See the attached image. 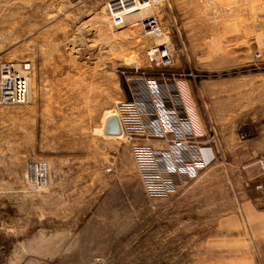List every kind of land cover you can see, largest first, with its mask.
Returning a JSON list of instances; mask_svg holds the SVG:
<instances>
[{
	"label": "rangeland",
	"instance_id": "374dc122",
	"mask_svg": "<svg viewBox=\"0 0 264 264\" xmlns=\"http://www.w3.org/2000/svg\"><path fill=\"white\" fill-rule=\"evenodd\" d=\"M111 1L0 0V67L31 66L28 103H0V264H264L242 173L169 138L193 124L169 87L198 100L202 82L252 69L195 63L232 24L259 21L263 1L151 0L122 26ZM152 17L163 36L144 28ZM157 46L169 65L150 62ZM136 81L144 109L119 104ZM113 117L119 136L105 134Z\"/></svg>",
	"mask_w": 264,
	"mask_h": 264
},
{
	"label": "crops",
	"instance_id": "0c3cea01",
	"mask_svg": "<svg viewBox=\"0 0 264 264\" xmlns=\"http://www.w3.org/2000/svg\"><path fill=\"white\" fill-rule=\"evenodd\" d=\"M259 18L247 26L232 24V29L216 37L215 50L208 51L195 63L209 71L251 70L202 82L197 90L198 100L192 96L188 83L169 87L179 93L176 100L184 103L193 123L187 130L189 136L170 133L169 138L175 141L186 138L190 144L207 145L214 165L220 163L241 172L246 196L255 213L264 216V166L260 164V159H264V7ZM176 63L179 64V59ZM257 65L258 69L253 71ZM138 84L141 83L130 84L129 97L119 104L134 103L140 109L148 106L149 100L139 92ZM158 90L156 100L160 102L161 90ZM198 103L205 110V119L197 109ZM152 114L160 117L155 103ZM213 135L217 138L215 144L210 141ZM258 184L263 186L262 190L256 189Z\"/></svg>",
	"mask_w": 264,
	"mask_h": 264
},
{
	"label": "built area",
	"instance_id": "2783aa9c",
	"mask_svg": "<svg viewBox=\"0 0 264 264\" xmlns=\"http://www.w3.org/2000/svg\"><path fill=\"white\" fill-rule=\"evenodd\" d=\"M152 3L151 0H114L108 4V9L111 18L115 25L122 26L125 24V19L133 13L134 9L144 7L147 3ZM144 28L154 37H161L165 33V28L159 21L152 17L143 21ZM149 60L156 66L169 65L171 63V55L166 46H157L152 48L149 53ZM31 78V66L28 63L23 65H15L7 63L0 67V103L8 106H19L28 103L29 88ZM126 108L134 107L132 103H125L122 105ZM122 124V122H121ZM123 132V128H122ZM211 142H216L217 138L213 135ZM171 142V141H170ZM176 145H183L189 143L188 141H175ZM211 148H204L202 155L203 161L211 160ZM260 164L264 166V159H260ZM263 186L258 184L257 190H262Z\"/></svg>",
	"mask_w": 264,
	"mask_h": 264
},
{
	"label": "water",
	"instance_id": "95a60500",
	"mask_svg": "<svg viewBox=\"0 0 264 264\" xmlns=\"http://www.w3.org/2000/svg\"><path fill=\"white\" fill-rule=\"evenodd\" d=\"M122 133V127L118 118L108 119L105 127V134L111 136H119Z\"/></svg>",
	"mask_w": 264,
	"mask_h": 264
},
{
	"label": "bare ground",
	"instance_id": "6f19581e",
	"mask_svg": "<svg viewBox=\"0 0 264 264\" xmlns=\"http://www.w3.org/2000/svg\"><path fill=\"white\" fill-rule=\"evenodd\" d=\"M149 5H150V3H147L144 7H142V8H139L138 10L137 9H134L133 11V13H135V12H137V11H141V10H143V9H146V8H148L149 7ZM132 14V13H131ZM29 92H30V88H29Z\"/></svg>",
	"mask_w": 264,
	"mask_h": 264
}]
</instances>
